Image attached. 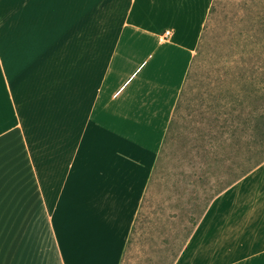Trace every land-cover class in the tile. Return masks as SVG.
<instances>
[{
  "label": "crops",
  "instance_id": "0c3cea01",
  "mask_svg": "<svg viewBox=\"0 0 264 264\" xmlns=\"http://www.w3.org/2000/svg\"><path fill=\"white\" fill-rule=\"evenodd\" d=\"M210 1L0 0V264L121 263ZM170 264H264V160Z\"/></svg>",
  "mask_w": 264,
  "mask_h": 264
},
{
  "label": "rangeland",
  "instance_id": "374dc122",
  "mask_svg": "<svg viewBox=\"0 0 264 264\" xmlns=\"http://www.w3.org/2000/svg\"><path fill=\"white\" fill-rule=\"evenodd\" d=\"M156 156L120 264H170L213 197L264 158V0L210 1Z\"/></svg>",
  "mask_w": 264,
  "mask_h": 264
},
{
  "label": "trees",
  "instance_id": "16d2710c",
  "mask_svg": "<svg viewBox=\"0 0 264 264\" xmlns=\"http://www.w3.org/2000/svg\"><path fill=\"white\" fill-rule=\"evenodd\" d=\"M187 73H188V70H187ZM187 73H186V76H187ZM186 76H185V78H186ZM185 80V79H184ZM262 160H264V158L263 159H261L259 162H257L255 165H253L252 167H250L247 171H249L250 169H252L254 166H256L258 163H260ZM158 165V164H157ZM156 166V165H155ZM247 171H245L244 173H246ZM243 173V174H244Z\"/></svg>",
  "mask_w": 264,
  "mask_h": 264
},
{
  "label": "built area",
  "instance_id": "2783aa9c",
  "mask_svg": "<svg viewBox=\"0 0 264 264\" xmlns=\"http://www.w3.org/2000/svg\"><path fill=\"white\" fill-rule=\"evenodd\" d=\"M168 34H169V30H165L162 35L164 36V35H168Z\"/></svg>",
  "mask_w": 264,
  "mask_h": 264
}]
</instances>
